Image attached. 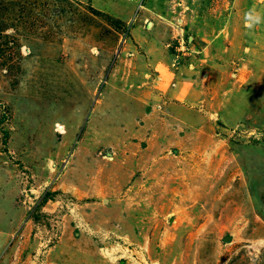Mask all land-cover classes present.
Wrapping results in <instances>:
<instances>
[{"label": "rangeland", "instance_id": "obj_1", "mask_svg": "<svg viewBox=\"0 0 264 264\" xmlns=\"http://www.w3.org/2000/svg\"><path fill=\"white\" fill-rule=\"evenodd\" d=\"M0 264H264V0H0Z\"/></svg>", "mask_w": 264, "mask_h": 264}, {"label": "built area", "instance_id": "obj_2", "mask_svg": "<svg viewBox=\"0 0 264 264\" xmlns=\"http://www.w3.org/2000/svg\"><path fill=\"white\" fill-rule=\"evenodd\" d=\"M176 49V47H174Z\"/></svg>", "mask_w": 264, "mask_h": 264}, {"label": "water", "instance_id": "obj_3", "mask_svg": "<svg viewBox=\"0 0 264 264\" xmlns=\"http://www.w3.org/2000/svg\"><path fill=\"white\" fill-rule=\"evenodd\" d=\"M227 239V238H226Z\"/></svg>", "mask_w": 264, "mask_h": 264}]
</instances>
